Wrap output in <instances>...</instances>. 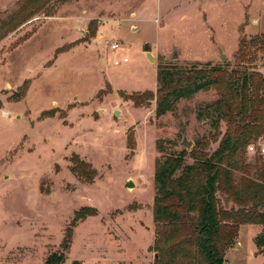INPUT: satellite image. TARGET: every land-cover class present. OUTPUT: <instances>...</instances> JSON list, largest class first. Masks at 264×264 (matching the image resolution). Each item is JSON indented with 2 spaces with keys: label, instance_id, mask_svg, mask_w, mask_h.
<instances>
[{
  "label": "rangeland",
  "instance_id": "374dc122",
  "mask_svg": "<svg viewBox=\"0 0 264 264\" xmlns=\"http://www.w3.org/2000/svg\"><path fill=\"white\" fill-rule=\"evenodd\" d=\"M258 1L0 0V264L60 254L59 264H153L155 144L164 156L189 152L212 132L215 114L204 109L217 96L198 92L157 117L154 102L136 108L125 95L155 94L158 64L233 68L235 53L213 44L207 27L233 25L246 2L253 16ZM253 64L264 73V53ZM74 155L89 168L75 170ZM85 207L96 215L71 227ZM261 229L239 226L226 264H264L253 243Z\"/></svg>",
  "mask_w": 264,
  "mask_h": 264
},
{
  "label": "trees",
  "instance_id": "16d2710c",
  "mask_svg": "<svg viewBox=\"0 0 264 264\" xmlns=\"http://www.w3.org/2000/svg\"><path fill=\"white\" fill-rule=\"evenodd\" d=\"M29 2L36 6L42 0ZM258 52L264 53L263 35L239 40L233 68L226 62L190 67L158 64L155 94L125 95V101L136 108L154 102L157 117L173 113L179 100L198 92L213 91L217 96L204 109L208 115L215 114L213 134L198 140L189 152L166 156L161 143L155 144L161 156L155 160L153 175L154 239L149 248L155 254L153 264H226V252L241 225L260 226L253 243L257 249L264 247V164L245 154L246 145L264 129V73L253 64ZM220 123L225 125L223 133ZM216 143L210 153V145ZM71 162L75 170L89 168L75 155ZM235 171L242 175L236 178ZM218 195L232 207L223 208ZM94 215V208L79 209L71 227ZM71 232L69 228L60 245L62 251L69 248ZM63 261V254L53 255L45 264Z\"/></svg>",
  "mask_w": 264,
  "mask_h": 264
},
{
  "label": "crops",
  "instance_id": "0c3cea01",
  "mask_svg": "<svg viewBox=\"0 0 264 264\" xmlns=\"http://www.w3.org/2000/svg\"><path fill=\"white\" fill-rule=\"evenodd\" d=\"M263 0L258 1V7L257 10L252 13L253 16L250 14V0L249 2H246L245 4H240L241 10V16L240 20L237 19L233 25H228L226 23H219L218 24V32H213L212 27L210 26L211 23H209V26L207 28L210 29V40L213 44H220L221 46L228 45L231 48H229V54H234L238 49V43L241 38H250L252 36L256 35H263L264 36V26L261 25L260 20L264 17V8H263ZM241 3V1H240ZM204 13V12H203ZM205 14V13H204ZM205 17L206 14H205ZM137 18V15H136ZM135 18V19H136ZM250 20V23H249ZM136 29V27H133ZM132 28V30H133ZM235 45V48H232ZM173 50L170 51V53ZM218 51V50H217ZM221 52V51H219ZM146 55V53H144ZM220 54V53H219ZM218 55V53H217ZM217 55L211 59L214 60L217 58ZM208 61V60H207ZM210 61V60H209ZM260 230V229H259ZM153 241V238H152ZM152 243V242H151ZM230 251L227 250V252ZM226 252V255H227ZM225 255V257H226Z\"/></svg>",
  "mask_w": 264,
  "mask_h": 264
},
{
  "label": "built area",
  "instance_id": "2783aa9c",
  "mask_svg": "<svg viewBox=\"0 0 264 264\" xmlns=\"http://www.w3.org/2000/svg\"><path fill=\"white\" fill-rule=\"evenodd\" d=\"M118 47L119 43L117 41L109 44V48L112 51L118 49ZM115 65L118 64L115 63ZM245 154L247 157L256 158L264 164V130L246 145Z\"/></svg>",
  "mask_w": 264,
  "mask_h": 264
},
{
  "label": "water",
  "instance_id": "95a60500",
  "mask_svg": "<svg viewBox=\"0 0 264 264\" xmlns=\"http://www.w3.org/2000/svg\"><path fill=\"white\" fill-rule=\"evenodd\" d=\"M145 51H146V56L148 57V59H151L150 54L147 52V47H145ZM173 58H174V59L177 58V55H174ZM220 59H222V60H226V57H225V56H221ZM114 115L117 116V115H118V112L115 111V112H114ZM182 146H183L185 149L188 150V149L191 147V143L188 142V141H186V140L184 139L183 142H182ZM131 186H132V183H131V181L129 180V181L127 182V187H131Z\"/></svg>",
  "mask_w": 264,
  "mask_h": 264
}]
</instances>
